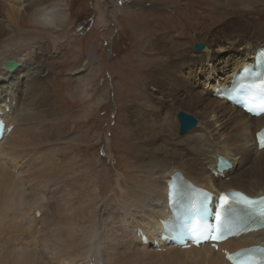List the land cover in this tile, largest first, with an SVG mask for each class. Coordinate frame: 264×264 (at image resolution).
I'll return each mask as SVG.
<instances>
[{"label":"bare ground","instance_id":"obj_1","mask_svg":"<svg viewBox=\"0 0 264 264\" xmlns=\"http://www.w3.org/2000/svg\"><path fill=\"white\" fill-rule=\"evenodd\" d=\"M139 1L134 10L143 9L148 2ZM127 3L122 7H128ZM157 4L158 9L167 5L179 13V19L188 17L190 23L197 17L220 21L241 14L246 18V10L255 17L251 25L228 23L227 26H238L230 31L228 40L217 41L212 37L204 50L191 56L188 73L198 74L203 68L205 81L202 91L191 89L189 95L186 93L188 98L182 96L189 108L186 111L199 119L196 128L183 137H176L178 123L175 125L159 114L154 115L156 111L150 107L149 94L143 98L139 92L134 100L146 104L145 109L140 105L146 117L139 121L136 116L131 119L124 115V120L115 126L116 145L135 161L128 160L132 163L130 172L119 171L114 196L105 200L106 189L99 185L104 171L97 170L95 161L86 162L77 155L78 146L70 144L77 140L76 134L69 135L54 127L58 118H52L55 112L52 114L50 110L57 104L51 97L47 80L51 51L42 52L43 41L51 35L29 30L40 26L54 32L61 30L66 16L60 3L0 0V106L5 110L10 107L5 120L13 126L0 144V264H231L221 251L209 245L181 250L160 240L163 250L157 251L151 242L160 238L163 220L172 217L168 181L175 172L218 195L231 190L250 196L264 195V149H258L255 136L264 127V116L253 117L213 95L216 88L230 86L242 67L254 63L257 49L264 48V0H159ZM148 10L145 8L128 18L141 40L143 51L138 60L148 68L146 80L154 77L152 67L158 61L154 55L156 48H163L155 36L147 41L143 39L145 26L150 28L141 24L146 23L143 18L150 14ZM135 16L143 21L140 23ZM165 23L166 28L161 24L157 28L169 30L168 22ZM56 33L55 43L60 35ZM180 43L173 47L176 57ZM33 48L35 55L17 69L6 70V60L21 57ZM168 62L163 68L172 65L174 59ZM83 66H77L74 72L84 71ZM158 88L156 85L155 90ZM104 98L102 94L95 103ZM105 138H101L107 142L105 154L114 161L113 142ZM44 144L45 148L37 152ZM219 157L232 165L224 177L211 173L212 168H218ZM37 210L41 213L39 217ZM138 229L146 232L148 242L142 241ZM259 244L264 245V228L230 238L221 247L235 252Z\"/></svg>","mask_w":264,"mask_h":264},{"label":"rangeland","instance_id":"obj_2","mask_svg":"<svg viewBox=\"0 0 264 264\" xmlns=\"http://www.w3.org/2000/svg\"><path fill=\"white\" fill-rule=\"evenodd\" d=\"M50 1L60 3L59 6L63 9V13L66 16V21L60 27L61 30H55L60 34L58 42L55 43L53 41L57 34L53 29L40 26L38 28L31 27L29 30L32 31L37 29L49 36L51 35L49 37L50 41H43L42 52L46 51L44 53H47L48 51L49 53L51 51L48 61L49 73L47 75V80L49 81L50 90L52 91L51 97L53 100L55 99L54 101H56L57 104L54 109L50 110L52 114L53 111L55 112L52 118H58L57 120L55 119L54 127L69 135L76 134L77 140L70 142V144L76 148L78 146L76 149L77 155H81L86 162L95 161L97 170L104 171V175H102V172L100 174L102 177L99 179V185H101L104 190L106 189L105 200H107L108 197L114 196V190L117 188L119 171L125 173L130 172L129 167L132 166V163L131 161L129 163L128 160L132 159L135 161L133 157H127L119 150V146L116 145L117 133L115 126L121 119L124 120V115L131 117V119H134L136 116L139 121L143 116L146 117V112L143 111V109L146 108V104H140L138 101L134 100L139 92L140 95L142 94L143 98H147L149 94L150 107L153 108V111H156L154 115L159 114L175 125L178 123L176 126L177 131L175 132L177 134L176 137H183L186 134L179 135L180 126L177 119L178 112L184 111L191 114L198 122L199 119L195 114L186 111L189 108L185 103L186 101H184V99L182 100V96L188 98L191 89L202 91L201 89L205 81V71L203 68L201 73L199 72L196 74V71L188 73L187 64L191 56L198 53L193 49L194 43L202 42L207 44V42L212 40V37L215 40L217 39V41L221 39L226 41L229 38L228 35L238 27L227 26L230 22H245L251 25L255 16L247 12L249 10H246L244 12L247 14L246 18L240 16L241 14L235 16L231 15L220 21H215V19L212 18L205 21L197 17L196 21H191L190 23L188 17L186 20L179 19V13L176 11L175 13L170 7H167V5H163V9L162 7L158 9L157 3H159V0H146L148 2L143 9H149L148 11L150 12L148 17L145 16L146 18H143L146 23L142 22L143 19L138 18L139 16H135L140 20V23L142 22V26L146 24L151 28L145 26L147 31L145 33L146 35H143V39L147 41L155 36V38L157 37L158 44L161 43L162 45H159L161 47L163 46V50L156 48L157 50L154 52V55L158 58L155 64L156 66L154 65L152 67V70H154L152 75H154V77L146 80L148 68L144 63L138 60L141 50L143 51V49L140 48L141 40H138V32L132 28L128 20V18L133 17L138 12L143 11L142 8L134 10L140 3L139 0H130L128 3L126 2V6L128 7L118 6L116 0ZM152 7L155 9H151ZM96 8H101L105 11V17L112 22V25L109 24L110 22L107 25H98L96 23L98 27H92L96 20ZM152 14L153 16L151 17ZM193 16L195 17V14H193L192 17ZM164 21L168 22L167 29L169 30L163 31V29L157 28L158 24L164 25L166 28V23ZM201 23L202 25H200ZM179 28L181 30H179ZM154 30H158L159 32L155 31V33L158 32L155 34ZM242 36H246V34ZM47 41H49L50 44H48ZM170 41L172 42L170 43ZM176 43L181 44L179 55L177 56L178 58L175 56L173 48ZM168 57L169 59L173 58L174 63L169 65L168 68H163V66L170 64L168 62ZM160 64L161 67L157 69ZM80 65H84L83 67L85 70L75 73L74 71L78 69L77 66ZM86 75L88 79H86ZM156 85L159 87V90H155ZM86 92L88 94H86ZM102 94H104L105 98L101 102L95 103ZM178 97L180 98L178 99ZM34 105L36 107L35 101ZM92 105L94 106L92 112L84 116L85 112L89 110ZM140 105L141 107L144 106V108L142 107L143 109H141ZM42 108L46 109V106ZM178 108H180L179 111ZM159 115L156 116V118H159ZM178 126L179 129L177 128ZM47 131L40 134V136H43ZM104 135L106 136L105 139L110 141L111 138L113 142V151L115 153L114 161L105 154V145L107 142L101 141V138L105 137ZM118 135L120 136V132ZM45 145L46 144L42 145L37 152L42 151ZM32 154L33 151L29 153L30 156ZM101 163H103V165H101ZM21 164L23 163L21 162ZM26 188L28 190L29 185H27ZM30 190H32V187H30Z\"/></svg>","mask_w":264,"mask_h":264},{"label":"snow or ice","instance_id":"obj_3","mask_svg":"<svg viewBox=\"0 0 264 264\" xmlns=\"http://www.w3.org/2000/svg\"><path fill=\"white\" fill-rule=\"evenodd\" d=\"M261 112H264V108L261 109ZM260 146L264 148V133L260 134ZM233 195L237 197L234 202H230L229 198L225 195L220 197L219 210L216 211L215 215L216 224L207 230L208 234L203 239H211L212 241L222 239L224 232L222 231L221 225L227 230L231 224V221L228 219V214H235L239 211V208L233 205H239L249 213L250 217L258 218L261 222H264V198L257 200L239 192Z\"/></svg>","mask_w":264,"mask_h":264},{"label":"water","instance_id":"obj_4","mask_svg":"<svg viewBox=\"0 0 264 264\" xmlns=\"http://www.w3.org/2000/svg\"><path fill=\"white\" fill-rule=\"evenodd\" d=\"M206 48V44L202 42H195L193 49L196 52L202 51ZM36 54L35 48L27 51L23 56L17 57L15 59H9L5 61V68L7 71H13L20 67L25 61L30 59L33 55ZM177 119L180 123L179 134L184 135L189 132L191 129L195 128L198 125V121L194 116L189 115L184 111H180L177 114Z\"/></svg>","mask_w":264,"mask_h":264},{"label":"crops","instance_id":"obj_5","mask_svg":"<svg viewBox=\"0 0 264 264\" xmlns=\"http://www.w3.org/2000/svg\"><path fill=\"white\" fill-rule=\"evenodd\" d=\"M96 10H97V14H96V20H95V24L92 26L93 28L94 27H98L97 25H96V23L98 24V25H107L110 21L107 19V17H105L106 16V14H105V11H103L101 8L100 9H97L96 8ZM98 10H99V12H98ZM149 16V15H148ZM109 24H111L112 25V22H110ZM100 27H102V26H100ZM107 28V27H106ZM105 28V29H106Z\"/></svg>","mask_w":264,"mask_h":264}]
</instances>
